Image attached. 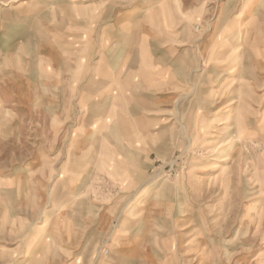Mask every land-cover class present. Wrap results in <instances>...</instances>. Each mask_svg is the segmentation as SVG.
Here are the masks:
<instances>
[{"label": "rangeland", "instance_id": "374dc122", "mask_svg": "<svg viewBox=\"0 0 264 264\" xmlns=\"http://www.w3.org/2000/svg\"><path fill=\"white\" fill-rule=\"evenodd\" d=\"M162 1L0 0V264H264V0Z\"/></svg>", "mask_w": 264, "mask_h": 264}, {"label": "crops", "instance_id": "0c3cea01", "mask_svg": "<svg viewBox=\"0 0 264 264\" xmlns=\"http://www.w3.org/2000/svg\"><path fill=\"white\" fill-rule=\"evenodd\" d=\"M151 14H152V19H155V21L165 20L167 23L174 20V17H175L174 9L172 6H170V3L168 0H163L162 2H160V4L155 5L151 9ZM157 86L158 85H157V79H156L154 80V82L151 83L149 87H157ZM0 92H2L0 99H7V100L9 99L13 101L18 100L15 97V91L13 93H10L8 89L5 90L4 88L0 87ZM3 95L5 97H3ZM157 99L158 97L156 95V97H154V106H155L154 108L155 109H152L154 111L158 109ZM11 110H14V112L21 111L19 108H16V106ZM12 115L15 116L16 114L14 113ZM100 221L96 224L94 223L92 224L91 220H89V223H90L89 224L88 222L85 221V219H80L79 215H77L76 218L74 217L72 221V228H71V239L73 241H75L76 239L77 240L82 239L83 242H82V246L80 249L79 247L72 248L71 260L69 262H66V264H78L79 259L88 261V254L86 255L84 253V251L87 249L86 243L90 242V240L96 234L98 236H102L105 225L107 223L106 218L104 217H103V221L101 222L104 225L101 224ZM138 224H140V221H137L136 219H128L127 222L126 220H122L120 222V225L116 226L114 232L111 234L112 242L110 244V249L106 246H103L101 248V251H100L101 259L98 260L97 264H134L138 256L139 258H142L143 257V248H142L143 234H142L141 227L137 231L139 227L137 226ZM84 227L87 228L85 233L83 231H80V229ZM80 243L81 241L78 244ZM103 250H107V253L104 254Z\"/></svg>", "mask_w": 264, "mask_h": 264}, {"label": "built area", "instance_id": "2783aa9c", "mask_svg": "<svg viewBox=\"0 0 264 264\" xmlns=\"http://www.w3.org/2000/svg\"><path fill=\"white\" fill-rule=\"evenodd\" d=\"M103 253L106 254L107 253V250H103Z\"/></svg>", "mask_w": 264, "mask_h": 264}, {"label": "bare ground", "instance_id": "6f19581e", "mask_svg": "<svg viewBox=\"0 0 264 264\" xmlns=\"http://www.w3.org/2000/svg\"><path fill=\"white\" fill-rule=\"evenodd\" d=\"M216 140V139H215ZM212 250V249H211ZM210 251V250H209ZM213 252V251H212ZM211 255V254H210ZM213 258V257H212ZM211 260V259H210ZM213 262V261H212ZM215 262V261H214Z\"/></svg>", "mask_w": 264, "mask_h": 264}]
</instances>
